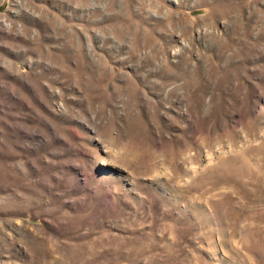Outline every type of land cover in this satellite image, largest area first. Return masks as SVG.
I'll list each match as a JSON object with an SVG mask.
<instances>
[{"label":"rangeland","instance_id":"1","mask_svg":"<svg viewBox=\"0 0 264 264\" xmlns=\"http://www.w3.org/2000/svg\"><path fill=\"white\" fill-rule=\"evenodd\" d=\"M0 264H264V0H0Z\"/></svg>","mask_w":264,"mask_h":264}]
</instances>
